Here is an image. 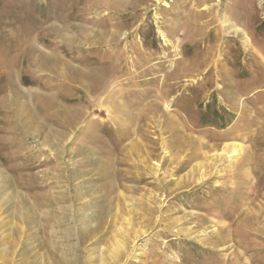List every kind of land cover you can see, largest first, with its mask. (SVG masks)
<instances>
[{
	"label": "rangeland",
	"instance_id": "obj_1",
	"mask_svg": "<svg viewBox=\"0 0 264 264\" xmlns=\"http://www.w3.org/2000/svg\"><path fill=\"white\" fill-rule=\"evenodd\" d=\"M244 56L264 61V0H0V264H264V173L244 164L264 162L246 100L264 78L229 79L257 86L238 107L211 95ZM203 57L219 70L168 93Z\"/></svg>",
	"mask_w": 264,
	"mask_h": 264
},
{
	"label": "bare ground",
	"instance_id": "obj_2",
	"mask_svg": "<svg viewBox=\"0 0 264 264\" xmlns=\"http://www.w3.org/2000/svg\"><path fill=\"white\" fill-rule=\"evenodd\" d=\"M223 28H225V25H223ZM226 28H228V30L230 32H234V33H237V34H241V36L245 38V41L244 42H245V45L247 46L246 50L249 49L248 43L246 42V39H248V38H247L246 35H244V31L243 30H240L239 28L234 27L232 25V23H228V25H227ZM223 50H224V47H223ZM184 60L185 59H182L180 61V63L185 62ZM250 61L251 60L247 59L245 56L243 57V60L239 61V64L240 65H238L235 62V59L234 58L232 60H230V59L226 60L225 62H230V63H227L226 64V69L228 70V74H229L228 75V78L225 80V83L221 84L218 88H215L214 90L211 89L212 90L211 91V95L212 94H215V93H223L225 91V89L227 90V88H228L227 94H225V97L226 98L224 99V102L226 100L233 99V102H232L231 106L229 107L231 109L233 107H238L239 106L238 100H239V97L241 95H245V94L246 95H250V93H251V92H249L250 90L252 91L255 87L261 86L260 92H261L262 96L260 97V99H258L256 101H250L249 100L250 97H246V100L251 105V109L252 110L254 109L256 111L255 112L253 110V114L257 113L258 115H262L264 113V83L262 82L261 84H257V86L256 85L255 86L254 85H251V86H243V87H241V86H237V82H235L233 84V83H231L229 81V79L232 78V77H234V76H236L237 80L241 76H245L248 79L253 80V81H255V80L258 79V78H255L257 76L258 77L262 76L264 78V72L263 73H254V70L256 68L263 67L262 64H264V61H261V59H255V58L252 60V64H250ZM207 62H208V59L206 57L205 58L203 57V58H200V59L199 58H196L194 60L188 61L187 65H185V67L183 68V70L181 71L180 74H176L175 76H173V75L169 76L168 75L170 77V79H173L172 82L167 83L171 87V88L169 87V89L167 90L168 93H172L173 92V90L175 89L174 88L175 85L178 86V83H179V80L181 79L180 78L181 76H182V78L184 76L185 77H187V76L195 77V73H197L198 79L200 78L202 80L201 76H203V74L211 73V69H209V68H206V70H204L202 72L200 70ZM248 64H250V67L249 68L247 67ZM227 65H231L233 67V69L230 70V68H228ZM217 68H218V65H216L212 69L213 71H212L211 74H214L216 72ZM218 70H219V68H218ZM198 86L199 85H195V87L193 88V90L191 91V93L194 94L195 91L202 92V90H204V91L206 90V88L203 89L202 86H199V87ZM183 93L186 95L188 92H183ZM3 99H6V97H3ZM49 102H53V97H51V100ZM173 105H175V110H178L179 107L177 106V104L175 102H173ZM242 105H244V104L242 103ZM211 106H212V103L209 101L208 103L205 104V106H202V107L209 111V109L211 108ZM4 107H6V106H3V108ZM8 107L10 108L11 112L13 113V117L15 119L17 118V120L14 119L16 122H13L12 123V128H15L16 130H20V125L17 123V121L19 120V116L21 115L20 114V110L19 109L18 110L12 109V107H11L10 104L8 105ZM12 110H14V111H12ZM180 110H181V108H180ZM182 111H183L182 113H184V115H186L189 112L188 110H185V109H182ZM249 112H250L249 108L247 106H244L242 108V110H241L240 115L239 116L238 115L236 116L235 121L241 120V121H244L243 123H247L249 119L250 120H251V118L253 119V115H251V112L249 114ZM247 115L250 116V117L247 118ZM171 122L174 123V124H180V123L183 122V120L178 118L175 121L172 120ZM70 126H72V125H70ZM234 128L236 130L233 129L232 131H228L225 134H221V133H218V132H214V133H211V134L209 133L212 136V138H210L212 140L211 147L218 149L220 140L227 139L228 137H232V136L234 137L235 135H237L238 132H239L238 131V128L240 130V128H242V124L241 125L240 124L234 125ZM263 132H264V129H263ZM221 148H222V151H223V153H221V154L222 155H225L227 157H232L234 155V153H237V152H240L241 151V145L240 144H237V145H235V144H233V145L224 144L223 147H221ZM258 148L264 150V140H262L261 143L258 144ZM258 160L259 159H256V156L255 155H250L249 158H247V161H245L244 164L249 163V165L251 167L250 173H252L253 175H255L254 173H256L258 176H261L262 173H264V162L262 163V162H259ZM261 181H262L261 178H259L256 181V183L257 184H260ZM10 185H11V183H10ZM258 188L259 187H257V186L254 187V189H253V187H250L249 188V191L256 192ZM12 189H13V187H12Z\"/></svg>",
	"mask_w": 264,
	"mask_h": 264
}]
</instances>
